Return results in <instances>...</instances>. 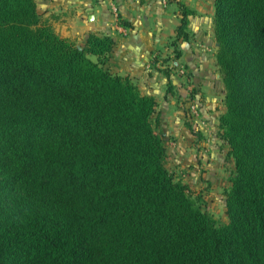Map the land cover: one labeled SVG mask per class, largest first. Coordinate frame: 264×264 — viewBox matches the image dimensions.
I'll use <instances>...</instances> for the list:
<instances>
[{"label": "trees", "instance_id": "16d2710c", "mask_svg": "<svg viewBox=\"0 0 264 264\" xmlns=\"http://www.w3.org/2000/svg\"><path fill=\"white\" fill-rule=\"evenodd\" d=\"M177 5L175 48L194 13ZM213 9L222 226L167 169L155 98L107 68L114 40L76 44L36 0H0V264H264V0Z\"/></svg>", "mask_w": 264, "mask_h": 264}, {"label": "crops", "instance_id": "0c3cea01", "mask_svg": "<svg viewBox=\"0 0 264 264\" xmlns=\"http://www.w3.org/2000/svg\"><path fill=\"white\" fill-rule=\"evenodd\" d=\"M177 2L194 13L188 17L189 40L178 41L175 48L172 43L181 20ZM36 4L62 38L78 39L82 44L89 33L110 36L114 48L107 68L128 76L143 95L155 98L163 122L177 130L183 124L181 102L188 93L187 82L178 72L185 66L201 116L213 127L210 118L217 114L216 91L221 94L223 87L209 20L214 13L213 0H36ZM187 130L181 128L178 135L196 140Z\"/></svg>", "mask_w": 264, "mask_h": 264}, {"label": "rangeland", "instance_id": "374dc122", "mask_svg": "<svg viewBox=\"0 0 264 264\" xmlns=\"http://www.w3.org/2000/svg\"><path fill=\"white\" fill-rule=\"evenodd\" d=\"M209 20L213 24V16ZM74 42L80 44L81 40L76 39ZM178 72L184 76L185 82H187L186 88H188L187 96L181 102L180 107L183 112L181 128L185 130L187 127V132H190L196 140H184L182 135H178L180 126L177 130L176 126L171 124L172 128L169 123L163 122L159 107L156 108L152 118L153 127L164 142L167 169L176 180L187 186L191 197L202 211L213 217L218 226H222L228 223L225 197L235 173L233 160L229 156V147L220 138L217 119V116L225 111L224 86H221V94L218 93V89L216 91L217 114L214 115V118L211 116L210 125L213 127H209V121L204 120L201 116L200 103L196 99V92L192 84H190V73L185 66H182ZM217 72H219V68ZM187 125H190L194 131Z\"/></svg>", "mask_w": 264, "mask_h": 264}, {"label": "water", "instance_id": "95a60500", "mask_svg": "<svg viewBox=\"0 0 264 264\" xmlns=\"http://www.w3.org/2000/svg\"><path fill=\"white\" fill-rule=\"evenodd\" d=\"M218 46H219V45H218V43H217V44H216V47L218 48Z\"/></svg>", "mask_w": 264, "mask_h": 264}]
</instances>
